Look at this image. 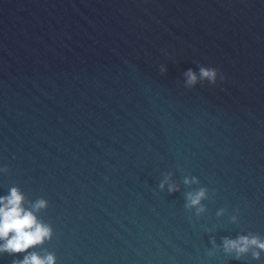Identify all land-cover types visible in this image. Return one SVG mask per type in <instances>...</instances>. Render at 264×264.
Listing matches in <instances>:
<instances>
[{
    "label": "water",
    "instance_id": "1",
    "mask_svg": "<svg viewBox=\"0 0 264 264\" xmlns=\"http://www.w3.org/2000/svg\"><path fill=\"white\" fill-rule=\"evenodd\" d=\"M13 188L52 235L0 264H264V0H0Z\"/></svg>",
    "mask_w": 264,
    "mask_h": 264
},
{
    "label": "clouds",
    "instance_id": "2",
    "mask_svg": "<svg viewBox=\"0 0 264 264\" xmlns=\"http://www.w3.org/2000/svg\"><path fill=\"white\" fill-rule=\"evenodd\" d=\"M166 71V69H162ZM217 70L215 68L200 67L199 74L189 69L184 73L186 87H193L199 81L208 80L213 84L217 79ZM224 79V77H221ZM190 182V181H186ZM161 188L164 183H161ZM170 191H175L174 186H169ZM205 196V191L201 190L196 194H190V205H198ZM24 196L16 189H11L10 195L0 197V241H4L0 245V252L22 253L28 249L42 244L45 239H50L52 230L49 226L42 224L33 211L25 209L22 204ZM34 207L39 210L46 207L44 200L38 201ZM203 211V209H199ZM225 250L229 253L235 251L238 256L250 251L255 247L260 251L253 253V257L260 258L261 251H264V240L257 236H241L237 240L225 239ZM16 264H56L55 257L49 254L46 258H41L37 253H31L22 261Z\"/></svg>",
    "mask_w": 264,
    "mask_h": 264
}]
</instances>
